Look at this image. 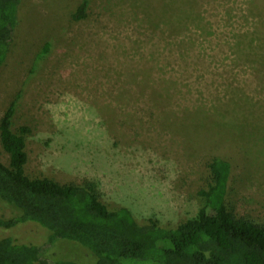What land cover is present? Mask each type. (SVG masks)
Wrapping results in <instances>:
<instances>
[{
    "label": "rangeland",
    "instance_id": "1",
    "mask_svg": "<svg viewBox=\"0 0 264 264\" xmlns=\"http://www.w3.org/2000/svg\"><path fill=\"white\" fill-rule=\"evenodd\" d=\"M11 105L12 129L29 128L30 176L93 180L109 208L173 227L196 214L221 157L228 206L264 222V0H22L0 118ZM17 213L0 200V216ZM48 255L96 260L66 239Z\"/></svg>",
    "mask_w": 264,
    "mask_h": 264
},
{
    "label": "trees",
    "instance_id": "2",
    "mask_svg": "<svg viewBox=\"0 0 264 264\" xmlns=\"http://www.w3.org/2000/svg\"><path fill=\"white\" fill-rule=\"evenodd\" d=\"M21 2L0 0V67L14 44ZM12 115L11 105L0 118V144L9 156L8 164L0 161V200L18 213L0 216V230L33 222L49 234L40 242L0 237V264H83L49 257L54 244L65 239L95 255L94 262L85 264H264V222L237 216L228 206V160L213 157L209 162L210 181L198 190L202 205L194 216L173 227L156 217L140 223L127 206L109 208L93 180L60 182L28 175L29 128L14 131Z\"/></svg>",
    "mask_w": 264,
    "mask_h": 264
}]
</instances>
